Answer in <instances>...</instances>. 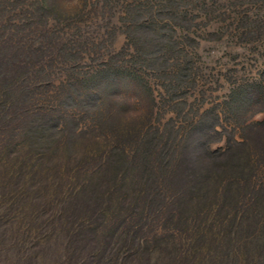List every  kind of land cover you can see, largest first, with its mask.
Returning a JSON list of instances; mask_svg holds the SVG:
<instances>
[{
	"label": "rangeland",
	"instance_id": "374dc122",
	"mask_svg": "<svg viewBox=\"0 0 264 264\" xmlns=\"http://www.w3.org/2000/svg\"><path fill=\"white\" fill-rule=\"evenodd\" d=\"M0 264H264V0H0Z\"/></svg>",
	"mask_w": 264,
	"mask_h": 264
}]
</instances>
